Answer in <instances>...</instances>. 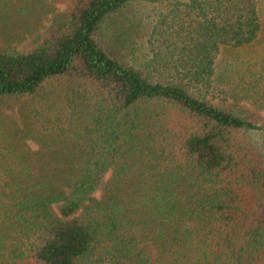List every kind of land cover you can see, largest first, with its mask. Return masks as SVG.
<instances>
[{
    "label": "trees",
    "instance_id": "trees-1",
    "mask_svg": "<svg viewBox=\"0 0 264 264\" xmlns=\"http://www.w3.org/2000/svg\"><path fill=\"white\" fill-rule=\"evenodd\" d=\"M134 1L0 0V264H264L258 0Z\"/></svg>",
    "mask_w": 264,
    "mask_h": 264
},
{
    "label": "rangeland",
    "instance_id": "rangeland-1",
    "mask_svg": "<svg viewBox=\"0 0 264 264\" xmlns=\"http://www.w3.org/2000/svg\"><path fill=\"white\" fill-rule=\"evenodd\" d=\"M175 0H156V1H150V0H135L132 5L130 6L131 10L130 13H138V15H146L150 14L149 19L151 16L158 12V11H164L165 9L169 8L170 4L173 3ZM67 1L65 2H58L53 3V7H56L57 9H65L67 7ZM259 15L262 21V28L260 31V34L258 38L251 43L250 45L244 46L240 48L239 50H236L235 52H227L222 54L221 59V67H228V63L232 59V64L238 65L242 69L246 68L247 62L255 63V70L256 68L262 67L261 64L258 65V61L264 60V0H258L257 4ZM128 13V14H130ZM127 14V15H128ZM51 13H46L40 21L38 25V33H41L44 29V24H47V18H49ZM46 17V18H44ZM18 20L24 24V20L29 21L28 25L31 26L32 24V14L28 17L25 15H18ZM13 24V23H12ZM35 33L24 34V39L20 41V44L17 46L18 48H31L33 46V43H29L32 41L33 37L35 36ZM15 44V42H13ZM221 56V55H220ZM264 66V64H263ZM261 70V69H260ZM258 71V70H257ZM240 75H246L243 71L240 72ZM242 84V83H241ZM239 88H242L240 86ZM238 94L235 95L237 97V101L239 104L245 103L248 107L254 106L252 105V100L254 99L253 96H251L248 93H245L246 90L244 88L238 89ZM233 98L228 97L229 101H232ZM214 102H218L217 98L212 99ZM39 104L36 103V100L33 99L30 96L20 98V99H10V100H4L0 102V132H7V131H13L17 125V123L21 120V114H23L25 111L30 110L33 107L38 106ZM257 105V103H256ZM255 105V106H256ZM23 112V113H22ZM0 141L6 142L5 135H0Z\"/></svg>",
    "mask_w": 264,
    "mask_h": 264
}]
</instances>
